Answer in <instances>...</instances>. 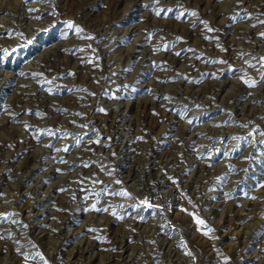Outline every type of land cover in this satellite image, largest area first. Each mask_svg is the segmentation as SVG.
<instances>
[{
    "label": "rangeland",
    "instance_id": "1",
    "mask_svg": "<svg viewBox=\"0 0 264 264\" xmlns=\"http://www.w3.org/2000/svg\"><path fill=\"white\" fill-rule=\"evenodd\" d=\"M262 34L264 0H0V264H264Z\"/></svg>",
    "mask_w": 264,
    "mask_h": 264
},
{
    "label": "snow or ice",
    "instance_id": "2",
    "mask_svg": "<svg viewBox=\"0 0 264 264\" xmlns=\"http://www.w3.org/2000/svg\"><path fill=\"white\" fill-rule=\"evenodd\" d=\"M156 14L159 15L160 13L157 12ZM193 15H195V13H193ZM177 18H179V17H177ZM69 27H72V25L69 24ZM209 30L211 31V29H209ZM262 35H264V34H262ZM64 150L67 151V149H64ZM121 194L125 195V196L129 195L127 192H124V193H121ZM198 223L203 224V221H198Z\"/></svg>",
    "mask_w": 264,
    "mask_h": 264
},
{
    "label": "built area",
    "instance_id": "3",
    "mask_svg": "<svg viewBox=\"0 0 264 264\" xmlns=\"http://www.w3.org/2000/svg\"><path fill=\"white\" fill-rule=\"evenodd\" d=\"M217 264H222V262L221 261H218Z\"/></svg>",
    "mask_w": 264,
    "mask_h": 264
}]
</instances>
